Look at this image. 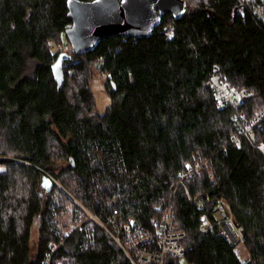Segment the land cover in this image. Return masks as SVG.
I'll use <instances>...</instances> for the list:
<instances>
[{"label": "trees", "instance_id": "obj_1", "mask_svg": "<svg viewBox=\"0 0 264 264\" xmlns=\"http://www.w3.org/2000/svg\"><path fill=\"white\" fill-rule=\"evenodd\" d=\"M185 2L149 36L66 52L59 89L64 51L53 47L71 45L68 0H0V264H134L127 224L158 233L169 207L187 253L167 264H264V128L232 142L236 112L264 108V0ZM213 76L242 93L239 107L218 102ZM198 161L208 165L181 186ZM221 197L243 227L246 261L198 228Z\"/></svg>", "mask_w": 264, "mask_h": 264}, {"label": "built area", "instance_id": "obj_2", "mask_svg": "<svg viewBox=\"0 0 264 264\" xmlns=\"http://www.w3.org/2000/svg\"><path fill=\"white\" fill-rule=\"evenodd\" d=\"M65 53L71 50L67 47L61 48ZM209 84L214 89L218 102L223 106L239 107L242 102V93L235 90L229 83L225 82L219 76H213L209 79ZM236 124L239 128L238 134L233 136L232 142L239 143L242 134H253L261 128H264V108L258 111L252 118L248 119L243 112H236ZM264 150V145L260 144ZM208 165V161H198L194 166L180 173L181 186L185 187V180L191 173L200 172L204 166ZM208 196L205 194L199 196L196 203L200 209L204 208ZM174 212L172 208H168L164 217L159 223L158 233L143 232L142 227L134 220L127 224V236L129 237L128 245L132 249L135 257L124 249L131 257L134 264H167V255L173 257H183L187 253L185 239L187 233L178 229L173 222ZM199 230L203 233H215L222 235L226 241L237 246L244 243L245 233L243 227L239 225L232 213L231 207L227 200L223 197L217 198L212 209V216L207 213L200 218ZM122 244V243H121Z\"/></svg>", "mask_w": 264, "mask_h": 264}, {"label": "water", "instance_id": "obj_3", "mask_svg": "<svg viewBox=\"0 0 264 264\" xmlns=\"http://www.w3.org/2000/svg\"><path fill=\"white\" fill-rule=\"evenodd\" d=\"M69 17L73 20L66 34L73 49L80 54L93 49L106 37L149 36L167 13L181 16L185 0H68ZM71 59L65 52L53 64L55 79L61 89L65 82L63 62ZM113 84V89L115 85ZM54 178L43 176L42 186L50 189Z\"/></svg>", "mask_w": 264, "mask_h": 264}, {"label": "rangeland", "instance_id": "obj_4", "mask_svg": "<svg viewBox=\"0 0 264 264\" xmlns=\"http://www.w3.org/2000/svg\"><path fill=\"white\" fill-rule=\"evenodd\" d=\"M66 40H67L66 37H64V41L61 43V45L60 46H54L53 50L58 51L59 49L65 48V47H67L70 50H74L73 46L69 45ZM93 77L94 78L92 79V85H93L92 87H93L94 92L96 94L97 107L99 110H104L107 107L108 103H110V97L107 94V92L104 90L103 78L100 75V73H95V75ZM37 226L38 227H35V229L33 231V235H32L33 244H36L37 240H38V235H39L38 229L40 228V225L38 224ZM244 245H245L244 243L238 244L236 246V251L242 260H247L250 257V253H249L248 249L245 248ZM182 263L183 264H190L185 259H182Z\"/></svg>", "mask_w": 264, "mask_h": 264}, {"label": "crops", "instance_id": "obj_5", "mask_svg": "<svg viewBox=\"0 0 264 264\" xmlns=\"http://www.w3.org/2000/svg\"><path fill=\"white\" fill-rule=\"evenodd\" d=\"M245 246V245H244ZM245 248H246V246H245ZM248 260V259H247ZM243 261H246V260H243Z\"/></svg>", "mask_w": 264, "mask_h": 264}]
</instances>
